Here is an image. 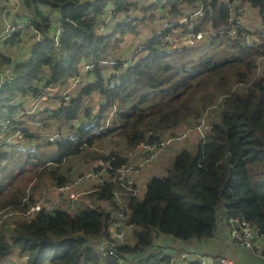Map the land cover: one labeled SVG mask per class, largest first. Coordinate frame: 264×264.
I'll return each instance as SVG.
<instances>
[{
    "label": "trees",
    "instance_id": "trees-1",
    "mask_svg": "<svg viewBox=\"0 0 264 264\" xmlns=\"http://www.w3.org/2000/svg\"><path fill=\"white\" fill-rule=\"evenodd\" d=\"M240 1L257 9L264 22V0ZM201 3L206 6L204 25L212 22L217 28L228 21L222 0H21V17L30 20L43 40L32 45L25 62L14 61L2 49L19 47L22 37L18 33L0 45V68L13 66L15 71V79L0 88V124L11 123L23 112L22 99L40 93L35 85L64 84L79 74L85 60H108L116 48L112 43L123 44L124 37L137 36L139 22L154 24L162 10L177 15ZM111 5L118 15L135 12V17L128 23H116L106 36L99 37L95 25ZM42 7L54 14L41 11ZM56 24L61 26L57 46L51 40ZM220 38L233 50L223 59L214 55L193 59L194 47L175 49L148 40L134 66L109 90H103L102 68H96L94 82L83 84L69 104H59L41 117L61 123L84 121L88 129L79 130L77 139L57 143L56 154H38L29 145L24 152L0 151V212L27 209L41 181H47L49 188L79 175H70L64 167L71 157H89L87 169L99 159L120 168L128 163L125 153L141 143L156 142L165 133L206 117L205 137L191 136L185 141L190 146L177 147L171 167L165 175L145 183L143 196L138 191L120 196L126 207L125 223L132 227L135 242L117 253L143 252L153 242L152 230L182 239L212 238L220 204L227 216L245 219L264 233V49L245 47L227 36ZM93 91L105 99L95 115L85 107ZM112 108L115 111L103 128ZM212 109L215 113L210 116ZM109 138L121 139L124 151L90 152ZM117 188L118 184L106 182L99 191L86 195L92 207L80 202L71 212L41 210L29 223L10 218L11 231L0 222V264H101L84 239L103 235L108 216L102 208Z\"/></svg>",
    "mask_w": 264,
    "mask_h": 264
},
{
    "label": "built area",
    "instance_id": "built-area-1",
    "mask_svg": "<svg viewBox=\"0 0 264 264\" xmlns=\"http://www.w3.org/2000/svg\"><path fill=\"white\" fill-rule=\"evenodd\" d=\"M12 9L17 13L21 7V0H11ZM228 12V21L217 28H213L212 22L203 24L205 17V3L190 8L181 14H172L168 10H162L154 17L155 29L149 40H159L171 48L183 46L195 47L200 43L212 42L219 36H227L229 39L240 41L245 47H260L264 49V22L259 16V11L240 0H222ZM45 12V8H41ZM135 17L133 15H118L116 7L111 5L106 14L97 21L95 32L102 37L116 23H128ZM5 30L0 33V45L13 34L18 33L22 38L31 36L34 44L40 43L43 37L28 18H15L12 21L4 20ZM50 17V22H54ZM61 34L60 24H56L51 40L55 46L59 43ZM132 50L127 59L122 61L101 60L98 62L85 60L79 67V74L66 83L51 87L41 82L34 86L40 89V93L28 95L33 104L31 107H23V112L18 114L12 122L0 124V151L14 148L24 152L29 145L35 153L49 155L56 154V144L65 140L77 139V133L82 128L87 130L85 122L72 121L69 123L51 122L50 119H41L42 116L58 106L69 104L85 83L94 82V71L101 67L104 81L103 90L113 89L120 83L122 73L135 64L144 45H138ZM135 49V48H134ZM126 52V53H127ZM29 59L26 56L22 62ZM13 66L0 68V88L6 82L15 79ZM39 86L40 88H38ZM95 93L91 92L90 97ZM57 103V104H56ZM103 104L100 102L99 105ZM25 105V104H24ZM115 111L112 108L104 123L108 126L111 115ZM15 123V124H14ZM102 128V129H103ZM209 129L206 117L198 120V123L179 127L168 133L156 142H143L134 151L126 152L128 163L120 168H114L109 160H97L90 169H86L73 177L63 185L45 188L42 194L34 192V203L25 210H3L0 212V222L5 223L6 230L11 228L9 219L15 221L31 222L33 216L41 210H54L64 208L73 211L80 202L92 207L91 201L86 195L99 191L106 182L118 184V188L111 191V200L105 202L102 211L108 216L105 223V231L99 238L84 241L98 254L101 264H237L233 256L237 252L248 259H258L264 264V233H260L251 223L236 216H227L223 227L212 238L188 239L175 238L162 234L157 230L150 232L153 241L151 246L141 253L134 255L119 254L117 250L127 244L135 242L132 236V227L126 225V207L120 196L129 192L137 193L136 183L144 168L149 167L154 161L167 154L171 150L179 148L189 137H205ZM97 131H91L94 133ZM112 173V174H111ZM120 187V188H119ZM26 199V198H25ZM96 203V202H95ZM112 203L116 206L113 207ZM11 231V230H9ZM221 236V237H216ZM3 264H18L4 262Z\"/></svg>",
    "mask_w": 264,
    "mask_h": 264
},
{
    "label": "rangeland",
    "instance_id": "rangeland-1",
    "mask_svg": "<svg viewBox=\"0 0 264 264\" xmlns=\"http://www.w3.org/2000/svg\"><path fill=\"white\" fill-rule=\"evenodd\" d=\"M80 1L81 2H86V1H92V0H80ZM15 14H16V15H14L15 17L22 18L21 16L24 15V10L20 7L18 12L15 13ZM4 15L6 17L9 16V15H7V13H5ZM139 16L140 15L138 14V18H139ZM10 17L13 18V13L11 11H10ZM153 26L154 25L152 23H150L149 21L139 22L138 23V28H137L138 29L137 36H134V37L126 36V37H124V43L123 44H125V45L121 44L122 42H118L117 44L112 43L114 45L113 47H116V48H115V50H112V52L114 51L113 52L114 54H112L109 59H116V58L118 60L119 59L120 60L127 59L128 55H129L128 52L138 49V48L134 49L132 47V45L135 44L137 41H140V39H139L140 36H143L144 34L147 35L148 33H150V31L152 30ZM109 32H110V30L108 31V33ZM222 40H223L222 38L216 39L215 43H213L212 45L210 43L203 42V43H200L199 45L195 46L193 48V50H192L193 59L209 57V56H212V55H214L218 59H223V58L227 57L229 54H231V52L233 50L230 47H226L225 38H224L223 42H222ZM120 44L122 46L118 47ZM127 44L131 45L132 48L129 47V45H127ZM17 47H14V50L8 49L7 52H9L11 55L13 53L14 54H18L19 49ZM123 47H125V48L122 49ZM2 49H3V51L6 50L5 47H2ZM120 51L122 53H120ZM14 61L18 62L16 59ZM85 104H86L85 107H87L89 105H92V102L86 100ZM214 113L215 112L212 109V113L210 114V116H212ZM194 138L197 139L198 137L194 136ZM187 144H188V146H190V143H187V142L185 143L184 142L179 147H182L183 145L187 146ZM94 147L95 148H92L90 150V152L93 151V150L107 152V153L108 152H113V151H117V152H119V151L123 152L124 151L123 141L121 139H119V138H109V139L105 140L104 142L97 144ZM175 152L176 151L171 152L168 155L167 159L163 163L164 166H165V169L163 170L164 171L163 172L164 175L166 174V170L168 168H170L172 163H173V160H174V157H175ZM54 153H52V154H54ZM90 162L91 161H89V157H87L85 155H79V156H75V157L69 158L66 161V164H65L64 167H65V169H70V172H71L70 175H73V174H75L77 172L80 173V172H83L84 170H86L88 168ZM47 185H48L47 181H45V180L39 182L35 192L39 193V194H42L43 190L46 188ZM144 191H145L144 187L140 189V194L142 193L141 196L144 195ZM226 216H227V214L224 211L223 205L220 204L217 207V222H216V226H215V230H214V235L217 234L219 232V230L222 229L223 224L225 223ZM216 237H221V236H216ZM233 256H235L237 264H262V262L260 260L248 259L247 257H245V256H243V255H241V254H239L237 252H234Z\"/></svg>",
    "mask_w": 264,
    "mask_h": 264
},
{
    "label": "crops",
    "instance_id": "crops-1",
    "mask_svg": "<svg viewBox=\"0 0 264 264\" xmlns=\"http://www.w3.org/2000/svg\"><path fill=\"white\" fill-rule=\"evenodd\" d=\"M1 4L0 7H2V11L0 12V33H2L5 30V26H4V21L2 18H4V20L7 21H12V19H15L17 17H15L14 15H16L13 11H11L13 5L11 0H0ZM10 11L13 13V18L10 17ZM50 10H46L45 8V12L47 13ZM7 13V15L9 16H5L4 14ZM50 14H54L53 11L49 12ZM112 27H109V30H111ZM155 29V25L152 27V30L150 31V33H148L147 35L144 34L143 36H140V41H137L135 44H133V48H136L138 45H144L146 41H148L151 37L152 32ZM107 35V34H106ZM104 35V36H106ZM34 44V40L32 39L31 36H28L26 38H23L21 43L19 44V47H17L19 49L18 54H10L8 51V49L5 50V53L8 54L12 59H16L17 61L20 60H24L26 58V54L28 53V50L32 47V45ZM131 47V48H132ZM11 50H14V48H11ZM125 55V54H124ZM109 60H115V61H122V60H118L116 59H109ZM78 94V92H77ZM76 94V95H77ZM90 101L92 102V105H89L87 107L90 108V111L92 114H98V111H100V107L103 105H99L100 102H105L104 97L100 94V93H95L92 97H90ZM22 103L25 104V106L31 107L33 104V101L27 97V99H22ZM57 104V103H56ZM84 122V121H83ZM175 150V148H174ZM174 150H171L170 152H168L167 154L161 156L158 160L154 161L149 167L144 168L142 175H140V178L138 180V182L136 183V187H137V191L138 193H140V189L141 188H145V183L153 176H163L164 175V161L167 159L168 155L173 152ZM143 190V189H142ZM258 260V259H255Z\"/></svg>",
    "mask_w": 264,
    "mask_h": 264
},
{
    "label": "clouds",
    "instance_id": "clouds-1",
    "mask_svg": "<svg viewBox=\"0 0 264 264\" xmlns=\"http://www.w3.org/2000/svg\"><path fill=\"white\" fill-rule=\"evenodd\" d=\"M149 3V2H148ZM87 84V83H86ZM57 107V106H56ZM46 264V263H45Z\"/></svg>",
    "mask_w": 264,
    "mask_h": 264
}]
</instances>
